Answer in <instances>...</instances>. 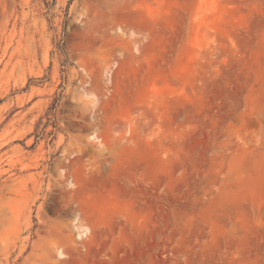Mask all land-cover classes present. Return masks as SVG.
Returning a JSON list of instances; mask_svg holds the SVG:
<instances>
[{"label": "rangeland", "instance_id": "374dc122", "mask_svg": "<svg viewBox=\"0 0 264 264\" xmlns=\"http://www.w3.org/2000/svg\"><path fill=\"white\" fill-rule=\"evenodd\" d=\"M0 264H264V0H0Z\"/></svg>", "mask_w": 264, "mask_h": 264}, {"label": "trees", "instance_id": "16d2710c", "mask_svg": "<svg viewBox=\"0 0 264 264\" xmlns=\"http://www.w3.org/2000/svg\"><path fill=\"white\" fill-rule=\"evenodd\" d=\"M54 5H55V2H53V3L46 2V7L48 8V13L51 11V9Z\"/></svg>", "mask_w": 264, "mask_h": 264}, {"label": "bare ground", "instance_id": "6f19581e", "mask_svg": "<svg viewBox=\"0 0 264 264\" xmlns=\"http://www.w3.org/2000/svg\"><path fill=\"white\" fill-rule=\"evenodd\" d=\"M92 138V137H91ZM94 140V139H93Z\"/></svg>", "mask_w": 264, "mask_h": 264}]
</instances>
